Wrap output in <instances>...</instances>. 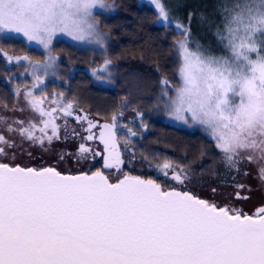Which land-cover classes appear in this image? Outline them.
Segmentation results:
<instances>
[{"label":"snow or ice","instance_id":"1","mask_svg":"<svg viewBox=\"0 0 264 264\" xmlns=\"http://www.w3.org/2000/svg\"><path fill=\"white\" fill-rule=\"evenodd\" d=\"M150 3L157 21L171 25L165 0ZM114 7L108 0H0V40L20 36L46 53L32 60L0 47L6 64L26 62L33 78L31 86L14 90L11 111L26 115H0V264H264V205L248 213L232 202L248 199L242 195L246 185L237 184L234 196L221 204L192 191L190 165L171 158L140 153L164 183L124 171L120 143L132 164V137L140 135L120 122L128 97L111 115L93 116L76 96L35 94L44 77L57 73L54 38L64 34L74 44L106 50L108 34L96 10ZM215 11L219 20L210 26L222 54L194 43L192 13L187 25L176 21L180 84L161 76L155 107L175 121L200 126L227 169L239 173L253 165L264 184V0H217ZM113 67L105 56L92 75L111 82ZM2 107L8 110L7 103ZM132 111L146 129L144 113ZM121 129L127 136H118ZM68 142L73 150H54ZM25 143L53 153V163L18 162ZM27 156L34 159L31 152ZM97 157L103 165L93 171ZM68 160L75 167L61 169Z\"/></svg>","mask_w":264,"mask_h":264},{"label":"trees","instance_id":"2","mask_svg":"<svg viewBox=\"0 0 264 264\" xmlns=\"http://www.w3.org/2000/svg\"><path fill=\"white\" fill-rule=\"evenodd\" d=\"M108 2L115 6L111 13H96L101 30L108 34L106 54L57 41L53 44V52L59 57L58 69L48 81L56 86L55 90L68 91L71 97L85 101L81 107L90 110L93 116L98 112L102 116L111 115L118 108L121 98L128 97L130 104L124 112L123 123H136L139 126L140 121L132 111L139 109L144 113V122L151 129L166 133L164 145L167 143L169 147H176L180 134L162 122V107L157 109L155 105L161 76L179 85L173 55L174 41L180 37V33L171 26L155 25L153 10L139 4L138 0ZM0 47L15 55H28L32 60L44 58L39 50L28 47L18 38L0 40ZM105 56L115 65L111 69V82L97 80L91 72L100 67ZM3 66L5 64L0 58V67ZM199 142L202 147L208 146L202 138H199Z\"/></svg>","mask_w":264,"mask_h":264},{"label":"flooded vegetation","instance_id":"3","mask_svg":"<svg viewBox=\"0 0 264 264\" xmlns=\"http://www.w3.org/2000/svg\"><path fill=\"white\" fill-rule=\"evenodd\" d=\"M2 62L5 66L0 67V115L23 118V115L26 114L11 111L13 103L16 102L14 90L16 86H20L21 90H23L25 85L31 86L33 78L30 73L25 72V66L21 67V65L15 63L6 64L3 59ZM21 73H23V75H21ZM8 77H12V79L9 80ZM51 77L52 75L44 77L45 83L40 90L35 92L36 95L39 96L41 92H46L48 94L53 92H63L55 90L56 86L49 83L48 80ZM64 92L71 98L70 92ZM4 98H8V100H4ZM7 101L8 110L5 111L2 105ZM84 103L85 101L80 100L79 107L84 105ZM20 106H23L22 100ZM160 118L166 125L178 130L180 139L178 140L177 146L169 147L167 146V143L164 145L163 141L166 137V133L161 130L151 129L149 126L146 129L139 130L138 128L140 127L136 123H132V125L129 124V126L132 127L134 131L139 132L140 135L132 137L133 144L136 146L135 151L137 153V160L132 164L127 163L129 153L124 150L123 142L121 141L120 143L122 158L125 160V164L123 165L125 172L131 173L132 175L144 176L146 178L151 177L157 179L158 182L164 183L165 181L153 169L149 168L148 162L140 158V153L143 152L149 157V159L154 156H159L161 159L168 157L179 161L180 163L190 165L192 182L189 184V188L199 194L202 198L222 204L226 202L227 198L234 196L236 190L235 186L237 184H244L246 185V188L242 192V195L247 196L248 199L242 201L233 200L232 202L234 205L238 208H242L248 213H252L256 208L264 205V184L256 178V170L253 165H245L239 173L230 171L224 166L214 144L200 126L183 123L180 125H174L166 121L164 119L165 117L161 116ZM101 122H103V120H101ZM120 122L125 124L123 123L122 118ZM118 136H127V131L121 129ZM199 138H202L204 143L208 146L205 147L203 143L204 147H202ZM23 147L27 151L21 154V152L17 150L18 162L33 166L39 165L42 160L49 164L54 161L53 153H51V160H47L44 156L43 158L40 156L44 155V152L42 153V151H39V148L32 147L27 143H25ZM74 147L75 144L73 142H68L66 144L57 143L54 150L64 148L71 151ZM99 148L102 149V145H100ZM202 150L206 153L203 156H201ZM27 152H31L34 159L29 160ZM185 157L187 159H184ZM92 163V170L95 171L97 168H102L103 159L102 157H97ZM65 167L74 168L75 165L72 160H68L66 165L63 163L60 164L61 169ZM245 170L249 173L247 176L243 174ZM105 171L106 174L109 175L115 173L114 169ZM213 188L216 189L215 195L212 192ZM248 189H250V191Z\"/></svg>","mask_w":264,"mask_h":264},{"label":"rangeland","instance_id":"4","mask_svg":"<svg viewBox=\"0 0 264 264\" xmlns=\"http://www.w3.org/2000/svg\"><path fill=\"white\" fill-rule=\"evenodd\" d=\"M165 2L167 3L168 7L171 9V16H172L173 22L169 26H171L176 32H179L174 26L175 22L179 21L187 25L189 23V19H188L189 13H192L193 15L191 19V32H192V39L194 43H199L203 45L204 48L208 49L213 54H216V55L222 54L221 48L217 45V41L214 36V27L210 26L212 21L219 20V16L216 14V11H215L217 0H165ZM138 3L144 4L153 10V12L156 15L155 25L164 26L161 22L157 21V14L154 9V6L151 5L150 3V0H138ZM111 12L112 10L111 11H105L101 9L96 10V13H103V14H109ZM202 17L205 19H202ZM16 38L22 40L28 47L39 50L45 58L46 53L44 49L40 47L39 45H37L35 42L29 43L28 41H26L25 38L20 37V36ZM180 38H181V33L178 39ZM57 41H66L71 44H74L72 39L70 37H67L64 34H58L57 37L54 38L53 44ZM107 44H108V37L106 40V45ZM74 45L79 46V47L90 48V49L99 51V53L101 54H106L107 52V47H106V50H102L95 44L79 43V44H74ZM173 59L176 64V71H177V68L179 66V58L177 55L176 48H175V54L173 55ZM17 65H21V67H23V66H26V62H21ZM177 79L180 84V79L178 75H177ZM160 113H161V116L165 117L164 119L168 121L170 124L171 123L174 125L182 124L181 122L175 121L171 119L169 116H167L163 108L161 109ZM17 115H21V114H17ZM39 151H42V150L39 149ZM43 154L44 155H40L42 158L44 156L47 160H51L52 158L51 153H48V154L43 153Z\"/></svg>","mask_w":264,"mask_h":264}]
</instances>
